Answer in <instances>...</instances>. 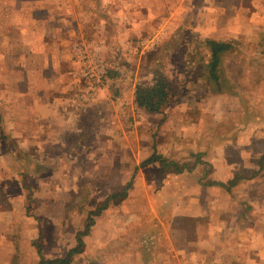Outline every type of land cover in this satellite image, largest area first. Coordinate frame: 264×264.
Returning <instances> with one entry per match:
<instances>
[{
    "label": "rangeland",
    "instance_id": "1",
    "mask_svg": "<svg viewBox=\"0 0 264 264\" xmlns=\"http://www.w3.org/2000/svg\"><path fill=\"white\" fill-rule=\"evenodd\" d=\"M240 1L236 4L237 20L221 21L218 28L213 25L215 20H208L202 37L194 34L185 36L179 32L158 49L154 37L144 36L126 41L120 50L111 53L100 51V45L90 48L91 43L86 44L91 55L97 52L96 57L104 61L109 76L108 83L95 87L79 74L92 99L116 81V73H127L130 77L134 70L133 61L139 60V74L147 75L141 78L139 85H151L155 80L165 78L172 85L174 97L166 112L152 115L141 111L137 123L129 124L128 130L117 136V146L110 144L113 134L109 130L102 134L105 144L94 148L37 151L10 147L11 152L15 150L22 158L39 155L54 159L51 163L39 162V165L32 160L34 164L29 163V171L44 175V180L39 182L43 186L56 187L52 202L57 201L58 207L53 211L54 221L49 213L46 216L49 219L44 216L36 220L34 229L31 224L25 225L30 237L17 239L21 247L18 264L32 263L31 259H24V254L28 253L26 244L30 241L36 246L38 241L35 239L41 234L35 233L40 227L44 249L63 257L67 249L77 247V236L85 230L90 219L93 226L96 224L93 236L87 241L85 254L78 256L73 264H89L98 260L101 245L106 248L108 244L117 258L101 260L102 264H141L146 256H138H142V249L148 253L147 245L154 243L151 236L158 226L160 234L156 240L171 239L173 242L177 236L179 242L177 233L180 232L181 241L187 238L190 242H203L212 238L224 240L228 222L257 221L254 226L264 225V0ZM251 2L259 3L252 6ZM212 27L215 34L211 35ZM114 30L111 28V33ZM204 35H211L207 37L212 39H229L235 45L224 60L223 69L217 71L219 84L210 79L208 66L211 55ZM117 62L124 65L115 66ZM81 69L80 65L79 71ZM1 125L0 116V130ZM91 125L94 126L95 122ZM133 126H138L139 130ZM22 151L24 153H20ZM154 154L178 162L176 164L181 167L195 168L191 173L184 171L180 174L174 170L167 172L158 165L142 167ZM2 169L0 165V185L7 182ZM13 171L16 174L20 172ZM52 173L58 174L53 181ZM235 178H242V181L230 192L209 186L216 182L228 183ZM26 180L29 189L34 190L37 186L34 181ZM128 186L127 197L123 201L118 200L120 205L111 206L118 203L116 199L112 200L110 211L91 216L110 196L123 193ZM16 189V185H10V194L17 193ZM19 196L24 198L21 194ZM34 197L35 200L28 197L32 201L27 207L29 218L41 213V209L50 203L46 198ZM21 202L18 205L23 206ZM7 205L4 197L0 196V206ZM106 219L119 221L123 226L121 230L126 241L123 254L115 253V241L110 242V236L105 238L106 234L101 233L104 229L100 228V221ZM143 227H146V232L142 236L139 229ZM103 237L104 242L101 241ZM113 238L114 235L111 240ZM223 245L226 244L220 243L215 248L220 249ZM128 247H134V250ZM208 248L209 255L205 261L189 258L186 262L214 264L211 260L213 255H210L212 250ZM127 251L137 252L136 257ZM221 254L217 264H228L222 248ZM184 261L172 258L171 263L184 264Z\"/></svg>",
    "mask_w": 264,
    "mask_h": 264
},
{
    "label": "crops",
    "instance_id": "2",
    "mask_svg": "<svg viewBox=\"0 0 264 264\" xmlns=\"http://www.w3.org/2000/svg\"><path fill=\"white\" fill-rule=\"evenodd\" d=\"M240 2V0H0V116L2 118L0 165L3 168L4 180L7 181L6 184L0 185V196H3L8 204L0 206V264H18L21 247L17 239L20 236L24 240L30 237L29 230L25 229L27 224H31L34 229L33 224L36 220L48 216L49 213L52 214L51 220L54 221L53 211L58 210L57 201L52 202L56 187L51 189L43 186L39 182L44 180V175L38 171H29V163L34 164L32 160L37 161L39 165V162L51 163L54 159L51 156L39 155L22 158L15 150L11 152L10 147L37 151L48 148H94L105 144V136L102 134L109 130L113 134L109 142L117 146L119 142V138L116 140L117 136L127 131L129 124L137 123L138 114L141 111L149 113L140 108L136 102V89L140 81L147 77L145 73L139 74L140 60L133 61L134 70L130 77L127 73H116V81L92 99L79 79L77 46L84 42L91 43L90 48L100 45V51L111 53L120 50L123 43L128 40L135 41L148 36L157 40L159 49L179 32L185 36L194 34L202 37L205 22L208 20H215L213 25L216 28L221 26V21L232 18L235 21L236 4ZM258 3L250 4L255 6ZM111 28L115 29L113 33ZM210 32L211 35L215 34L214 27ZM211 35H204L207 42L213 41L230 46V49L222 55L220 68L223 69L224 60L234 50L235 45L229 39L207 37ZM211 63L212 61L208 68L210 79L213 81ZM123 65L120 62L115 64L120 67ZM135 70H137L136 75H134ZM113 89H115L114 94ZM149 114L153 115V113ZM92 122H95L94 126L91 125ZM133 127L138 129V126ZM23 151L20 153H24ZM161 157L168 162L178 163L163 155ZM152 165L161 167L158 163ZM194 168H187L184 171L191 170L189 172L191 173ZM13 169L20 172L16 174ZM165 171L170 172L172 169ZM55 178H58V174L52 173V181ZM26 179L34 181L35 186L37 185L34 190L29 189ZM12 184L16 185L17 193L10 194L9 187ZM210 186L213 188V185ZM32 192L33 196H31ZM19 194L24 198H20ZM34 195L37 198L40 196L43 200L46 198L45 200L50 203L41 209V213L29 218L27 207L29 208L28 204L32 201H29L28 197L35 200ZM18 202L23 206L18 205ZM118 205L120 202L111 206ZM219 205L217 203V206ZM111 206L102 213H107ZM256 222L240 220L231 224L228 222L224 240L212 238L204 239L203 242H190L187 238L181 241L180 232L177 233L179 242L177 236L173 242L171 239L156 240L155 237L160 234L158 226L154 229L156 230L154 236H151L154 243L147 245L148 253L142 249L143 254L138 258L146 256L141 264H172V258L185 260L184 262L189 258L205 261L210 247L212 250L210 255H213L211 260L215 262L214 264L219 262L222 255L221 248L223 254L227 255L228 264H264V225L254 226ZM95 228L96 224L83 238L84 254L88 248L87 241L93 236ZM100 228L104 229L101 233L106 234L105 238L110 236V242L115 241V253L123 254L126 241L123 237L125 234L121 230L122 224L119 221L106 219L100 221ZM139 230V234L145 235L146 227ZM42 232L40 227L39 232L35 233L41 234L35 239L38 241L36 246L30 241L26 244L28 253L24 254V259H31V264H39L41 259L63 258L74 249V246L67 249V254L63 257L55 255L53 251L47 252L41 241L44 237ZM113 235L114 238L111 240ZM103 240L104 237L101 241L104 242ZM141 243L146 245L145 242ZM220 243H225L228 247L223 245L220 249L215 248L216 245L219 247ZM133 244L131 242V245ZM145 245L142 246L146 249ZM101 246L97 255L99 259L89 264H102L103 260L117 258L113 256L110 244L106 248ZM128 249L134 250V247ZM127 252L136 257L137 252ZM189 253L192 254L189 256ZM80 255L74 257L72 264Z\"/></svg>",
    "mask_w": 264,
    "mask_h": 264
},
{
    "label": "trees",
    "instance_id": "3",
    "mask_svg": "<svg viewBox=\"0 0 264 264\" xmlns=\"http://www.w3.org/2000/svg\"><path fill=\"white\" fill-rule=\"evenodd\" d=\"M207 44L210 48L211 53V76L213 77V81L219 84V76L217 75V71L220 68L222 62V55L230 49V46L224 43H218L213 41H209ZM173 97L174 90L172 88V85L165 78H159L155 80L151 85H139L136 89L137 105L140 108L145 109L149 113H162L166 109L168 104L173 100ZM155 163L161 165V167H163L165 170L172 169L177 173H182L185 169H187L186 166L180 167L178 164L168 162L167 160L163 159L162 157L156 154L153 155L147 161H145L142 164V167L146 168ZM241 180V178H236L227 184L222 182H216L210 185L219 186L223 189H226L227 191H230ZM129 188L130 186H128L123 191V193H118L110 196L97 211L91 213V216H99L104 210L108 208L109 203L112 200L114 201L116 199L117 201H123L127 197ZM92 226L93 221H91L90 219V223L87 224L85 230L80 232L77 236V247L71 250L65 257L57 258L54 260L41 259L39 264H72L74 257L83 253L85 247L83 238L90 233Z\"/></svg>",
    "mask_w": 264,
    "mask_h": 264
},
{
    "label": "built area",
    "instance_id": "4",
    "mask_svg": "<svg viewBox=\"0 0 264 264\" xmlns=\"http://www.w3.org/2000/svg\"><path fill=\"white\" fill-rule=\"evenodd\" d=\"M79 64L82 69L80 75L83 80L87 81L93 86L104 85L109 82L108 69L104 61L97 58V52L91 55L86 44L81 43L77 46ZM93 88L95 91L96 88Z\"/></svg>",
    "mask_w": 264,
    "mask_h": 264
}]
</instances>
